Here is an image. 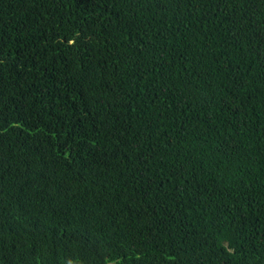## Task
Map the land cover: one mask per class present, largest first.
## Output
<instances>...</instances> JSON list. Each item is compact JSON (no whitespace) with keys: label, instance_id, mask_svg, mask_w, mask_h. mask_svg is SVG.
Returning <instances> with one entry per match:
<instances>
[{"label":"trees","instance_id":"16d2710c","mask_svg":"<svg viewBox=\"0 0 264 264\" xmlns=\"http://www.w3.org/2000/svg\"><path fill=\"white\" fill-rule=\"evenodd\" d=\"M0 264H264V0H0Z\"/></svg>","mask_w":264,"mask_h":264}]
</instances>
